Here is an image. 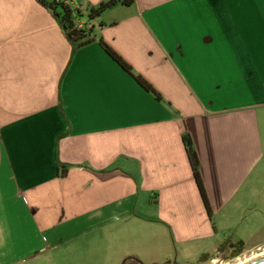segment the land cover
I'll return each instance as SVG.
<instances>
[{"label":"crops","instance_id":"obj_1","mask_svg":"<svg viewBox=\"0 0 264 264\" xmlns=\"http://www.w3.org/2000/svg\"><path fill=\"white\" fill-rule=\"evenodd\" d=\"M103 1L70 2L88 16ZM89 22L72 54L36 0H0V264L188 263L264 245L238 231L264 196L247 186L259 168L264 183V0H133Z\"/></svg>","mask_w":264,"mask_h":264},{"label":"trees","instance_id":"obj_2","mask_svg":"<svg viewBox=\"0 0 264 264\" xmlns=\"http://www.w3.org/2000/svg\"><path fill=\"white\" fill-rule=\"evenodd\" d=\"M41 6L46 8L48 12L56 19L58 22L64 36L68 40V42L71 45L72 48V54L83 44L89 42L91 38L92 33V26H89V20L96 18L99 16L104 10L121 3L123 5H130L133 0H106L101 2L96 7H91L88 14V22L82 21L81 18L83 16L82 12L78 9L72 6L71 0H53L52 2H47L46 0H36ZM80 22H82L80 26ZM100 43L105 47L106 51L110 54V56L116 60L125 70L131 71V67L129 64H127L116 52H114L108 45H106L103 41L100 40ZM138 82L148 91L157 93L154 91L153 87L141 76H137L136 78ZM184 147L188 156V160L192 169V173L194 176V179L196 181V184L198 186V189L200 191L202 200L204 202V205L206 207V210L208 212V215H211V210L209 207V202L204 190V186L202 183V179L200 176L199 171V160L197 153L194 149L192 140L188 134H184L182 137ZM63 167V166H62ZM65 170H62L60 172L61 175H65ZM241 246V244H238ZM237 246L233 248L236 249ZM237 251L234 250V253ZM207 254H202L200 256V260L206 259ZM235 255V254H233Z\"/></svg>","mask_w":264,"mask_h":264},{"label":"rangeland","instance_id":"obj_3","mask_svg":"<svg viewBox=\"0 0 264 264\" xmlns=\"http://www.w3.org/2000/svg\"><path fill=\"white\" fill-rule=\"evenodd\" d=\"M83 19H85V21L88 22V17L86 16V14H84L82 16ZM89 25H90V22H89ZM91 26V25H90ZM260 168L255 170L253 172L252 175H248V184L247 186L249 187V189H256L257 192H260V193H264V183L262 184H259L257 183L256 181H254L252 179L257 177L258 176V172H259ZM264 172V170L261 171V173ZM261 175V174H260ZM264 176V175H263ZM251 180H253V182H250ZM262 199L260 200H256V201H250L251 202V205L250 207H255L254 209L253 208H249L247 211H246V219H244V223H241L239 225H241L239 228H238V231L241 229H244L243 230V233H241L242 235H245V237H251V241L255 240L256 243H263L264 242V196H261ZM252 210L255 215L257 216L258 220H259V224H258V221L256 222V224L252 223L253 222V217H250L252 212L250 211ZM253 236V237H252ZM252 244V242H251ZM238 246V244L236 245ZM237 251L234 253V250ZM236 249H222L220 250V252L216 253L213 255L212 258L204 261V262H200V261H197V260H192L190 262H181V261H176L174 260L176 263H179V264H234L236 262H238L239 260H245L251 256H256L258 257L259 254L263 253L264 251V245H261L260 248H253V249H248V248H244L243 246H239V247H236ZM75 250L77 249H71L72 251V254H75ZM93 250H95V248H93ZM65 251L63 249H58L55 251V254H60ZM120 251V249H119ZM235 254V255H233ZM123 260L124 258L120 259V264L123 263ZM72 262H74L75 260L74 259H71ZM89 261V260H88ZM85 261V262H82V264H95L93 262L90 263V261ZM171 262H173V260H170ZM36 262L37 264H64V259L62 258H54V259H51L50 261H47L46 259L44 260V258L40 257L38 259H36ZM132 261L131 259H128V263L127 264H131ZM160 263H163V261H161ZM69 264H74V263H69ZM166 264H169V263H166Z\"/></svg>","mask_w":264,"mask_h":264},{"label":"water","instance_id":"obj_4","mask_svg":"<svg viewBox=\"0 0 264 264\" xmlns=\"http://www.w3.org/2000/svg\"><path fill=\"white\" fill-rule=\"evenodd\" d=\"M179 264V263H178ZM246 264H264V255L250 260Z\"/></svg>","mask_w":264,"mask_h":264},{"label":"bare ground","instance_id":"obj_5","mask_svg":"<svg viewBox=\"0 0 264 264\" xmlns=\"http://www.w3.org/2000/svg\"><path fill=\"white\" fill-rule=\"evenodd\" d=\"M263 255H264V251H263V253L259 254L258 257L263 256ZM256 257H257V255H256V256H251V257H249V258H247V259H245V260H239L238 262H236V263H234V264H246V263H248L250 260H252V259H254V258H256Z\"/></svg>","mask_w":264,"mask_h":264},{"label":"flooded vegetation","instance_id":"obj_6","mask_svg":"<svg viewBox=\"0 0 264 264\" xmlns=\"http://www.w3.org/2000/svg\"><path fill=\"white\" fill-rule=\"evenodd\" d=\"M206 260H208L207 258L206 259H204V260H200V262H204V261H206ZM169 264H178V263H176V262H168Z\"/></svg>","mask_w":264,"mask_h":264},{"label":"built area","instance_id":"obj_7","mask_svg":"<svg viewBox=\"0 0 264 264\" xmlns=\"http://www.w3.org/2000/svg\"><path fill=\"white\" fill-rule=\"evenodd\" d=\"M82 22H80V26H81Z\"/></svg>","mask_w":264,"mask_h":264}]
</instances>
